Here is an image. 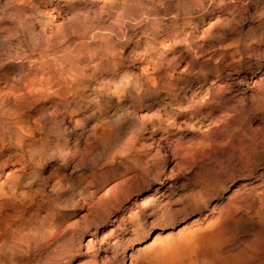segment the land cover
Wrapping results in <instances>:
<instances>
[{
    "label": "clouds",
    "instance_id": "clouds-1",
    "mask_svg": "<svg viewBox=\"0 0 264 264\" xmlns=\"http://www.w3.org/2000/svg\"><path fill=\"white\" fill-rule=\"evenodd\" d=\"M258 3L264 0H0V80L15 67L11 79L20 85L0 89V168L19 164L8 173L10 192L0 182V213L4 200L27 198L16 190L22 177L30 188L49 165L102 184L120 165L162 158L157 133L160 140L193 134L170 145L174 177L241 139L264 160V140L249 135L264 132L251 128L256 119L264 125V88L253 90L243 77L246 50L264 43V7L249 15ZM248 23L259 30L246 31ZM161 95L160 106L144 110ZM101 113L104 125L89 128ZM69 190L59 180L54 189ZM90 195L77 191L72 208ZM254 196L255 228H264V188ZM74 247L55 227L0 225V257L10 264L29 257L68 264Z\"/></svg>",
    "mask_w": 264,
    "mask_h": 264
},
{
    "label": "rangeland",
    "instance_id": "rangeland-1",
    "mask_svg": "<svg viewBox=\"0 0 264 264\" xmlns=\"http://www.w3.org/2000/svg\"><path fill=\"white\" fill-rule=\"evenodd\" d=\"M259 7H264V3L250 8L249 15ZM208 19L204 17L197 23L202 25ZM247 30L257 31L259 26L248 23ZM3 46L4 42L0 39V48ZM249 55L256 60H247ZM245 69L243 77L249 81L252 89L264 88V43L246 50ZM16 72L15 67L9 69V75L0 80V89L9 91L14 86L18 87L11 79ZM164 99L163 95L154 98L144 110L154 111ZM105 118V114L101 113L98 119L89 121V128L94 125L102 127ZM179 119L181 117L177 114V122ZM262 126L259 119L251 123L253 130ZM86 131H82L77 138L81 143L86 140ZM160 135L157 133L153 140L159 141L162 158L153 161L145 158L138 161L137 166L120 165L113 176L102 184L77 179L71 166L57 170L54 165H49L43 170L40 179L27 189L23 186L25 178L22 177L16 190L17 194L27 193V198L18 196V199H23V203L4 200L0 225H4V217H9V221L17 225L55 227L65 236L71 235L75 242L72 251L76 254L68 264H127L130 252L138 253L150 246L153 233L158 231L159 235H164L167 232L165 235L173 238L181 229L193 228L213 219L219 210L233 204L238 220L226 238H247L240 248L252 243L249 242L252 232L244 213L251 215L256 222L261 212L254 194L264 188V160L257 161L251 154L248 140L235 141L233 147L222 151L204 153L191 172L174 177L177 162L170 145L178 135L187 140L193 134L173 133L167 140H160ZM249 135H254L257 141L264 140V132H250ZM15 168H19V164L12 162L0 168V182H4L5 192H10L13 184L6 174ZM58 180L65 186L72 184L75 190L62 193L54 191ZM81 190L91 195L73 209L72 205L79 200L77 191ZM73 224L77 225L75 231L70 228ZM256 238L261 252L263 247L260 243L263 240L260 234ZM0 260L10 264L7 256L0 257ZM146 261L149 262L150 257L142 254L136 264H147ZM20 264H35V259L25 258Z\"/></svg>",
    "mask_w": 264,
    "mask_h": 264
},
{
    "label": "bare ground",
    "instance_id": "bare-ground-1",
    "mask_svg": "<svg viewBox=\"0 0 264 264\" xmlns=\"http://www.w3.org/2000/svg\"><path fill=\"white\" fill-rule=\"evenodd\" d=\"M15 88L17 87L14 86L10 89L15 90ZM235 208V205L228 204L224 209L219 210L213 219L202 222L193 228H183L173 238L165 235L167 232L164 235H159L158 231L153 233L150 246L137 251L138 253L128 250L130 254L127 264H136L137 258L142 254L150 257V261H146L147 264H259V261L264 259V228L256 229L255 221L251 215L244 213L245 220L249 222L247 225L252 232V237L249 240L252 243L245 244L243 248H240V244L244 243L247 238H226L227 233L234 230L235 222L238 220L234 214ZM8 218L4 217L5 226L12 222ZM243 227L242 229L245 228ZM258 234L263 240L260 243L263 247L261 252L257 244L256 235Z\"/></svg>",
    "mask_w": 264,
    "mask_h": 264
}]
</instances>
